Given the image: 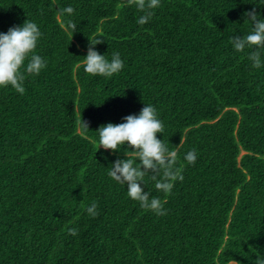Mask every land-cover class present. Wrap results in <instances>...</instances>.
Masks as SVG:
<instances>
[{
  "label": "trees",
  "instance_id": "obj_1",
  "mask_svg": "<svg viewBox=\"0 0 264 264\" xmlns=\"http://www.w3.org/2000/svg\"><path fill=\"white\" fill-rule=\"evenodd\" d=\"M71 6L72 15L58 10ZM264 0H160L151 20L124 0H0V33L38 25L46 61L25 92L0 88V264H256L264 258V49L236 52ZM73 21V36L61 27ZM124 67L83 70L89 43ZM152 105L182 181L156 216L108 176L124 150H97L99 127ZM88 123V131L80 127ZM192 149L197 159L184 157ZM95 201L99 215L86 208ZM79 230L69 236L68 229Z\"/></svg>",
  "mask_w": 264,
  "mask_h": 264
},
{
  "label": "clouds",
  "instance_id": "obj_2",
  "mask_svg": "<svg viewBox=\"0 0 264 264\" xmlns=\"http://www.w3.org/2000/svg\"><path fill=\"white\" fill-rule=\"evenodd\" d=\"M124 6L135 7L142 15L137 23H148L160 6V0H124ZM74 9L69 6L58 10L59 16L72 15ZM252 24V30L246 36H233L231 45L236 52L245 49L252 51L248 54L251 67L259 69L262 66V52L264 49V19L253 7L244 14ZM61 27L71 36L77 25L68 20ZM41 37L38 25L25 20L21 26H13L6 33H0V88L11 87L23 95L25 88L23 82L27 75L36 76L46 67V61L34 54L37 43ZM96 39L89 43L87 55L83 59V70L86 74L96 77L111 78L124 67L119 53H113L109 61L105 55L95 50V46L103 43ZM80 127L88 131V123L80 117ZM164 131V124L158 118L156 109L152 105H144L139 114L128 115L119 124L108 123L98 128L99 136L97 150L102 148L112 153L124 150L125 159H117L108 176L119 184L125 185L127 196L140 207L153 212L156 216L167 214L164 203L158 197L151 196L145 191L143 183L148 176L155 182L157 191L170 194L174 183L182 181L181 169L176 167L177 152L170 150L168 145L158 135ZM188 164H194L197 159L195 149L189 151L185 157ZM98 205L95 201L86 208L87 214L95 218L99 215ZM69 236H76L79 230L75 227L68 229ZM229 264H239L231 259ZM256 264H264V258L258 255Z\"/></svg>",
  "mask_w": 264,
  "mask_h": 264
}]
</instances>
